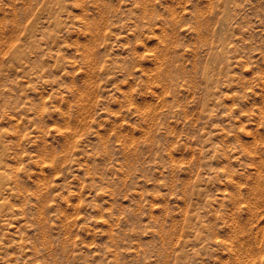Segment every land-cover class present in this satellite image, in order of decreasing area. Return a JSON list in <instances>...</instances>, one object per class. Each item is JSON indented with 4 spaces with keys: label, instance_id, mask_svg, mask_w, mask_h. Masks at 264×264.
<instances>
[{
    "label": "rangeland",
    "instance_id": "obj_1",
    "mask_svg": "<svg viewBox=\"0 0 264 264\" xmlns=\"http://www.w3.org/2000/svg\"><path fill=\"white\" fill-rule=\"evenodd\" d=\"M0 264H264V0H0Z\"/></svg>",
    "mask_w": 264,
    "mask_h": 264
},
{
    "label": "bare ground",
    "instance_id": "obj_2",
    "mask_svg": "<svg viewBox=\"0 0 264 264\" xmlns=\"http://www.w3.org/2000/svg\"><path fill=\"white\" fill-rule=\"evenodd\" d=\"M0 177H3V175H2V174H0Z\"/></svg>",
    "mask_w": 264,
    "mask_h": 264
}]
</instances>
